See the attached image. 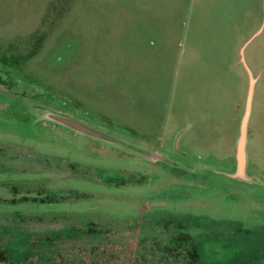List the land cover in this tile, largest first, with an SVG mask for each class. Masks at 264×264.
Returning <instances> with one entry per match:
<instances>
[{
  "label": "rangeland",
  "instance_id": "rangeland-1",
  "mask_svg": "<svg viewBox=\"0 0 264 264\" xmlns=\"http://www.w3.org/2000/svg\"><path fill=\"white\" fill-rule=\"evenodd\" d=\"M246 1L0 0V264H264V0Z\"/></svg>",
  "mask_w": 264,
  "mask_h": 264
},
{
  "label": "crops",
  "instance_id": "crops-1",
  "mask_svg": "<svg viewBox=\"0 0 264 264\" xmlns=\"http://www.w3.org/2000/svg\"><path fill=\"white\" fill-rule=\"evenodd\" d=\"M215 0H177L174 4H168L167 0H164V2L159 6L160 8H162L165 12L167 13H176L177 15L183 13L184 11L187 12H198L199 14H203L206 13L208 11V9L210 8V6H214L213 2ZM222 2L224 0H221ZM235 0H226V2H232ZM239 1H243V4H245V2H247L246 0H239ZM253 1V0H251ZM254 2H256V0H254ZM190 3V8L187 7V4ZM222 6V5H221ZM221 6L219 7H215L217 11V15L219 14L220 10H221ZM187 8V10H186ZM245 10V8L243 9V11ZM230 17V12L227 8H225V12L223 15V18H228ZM264 28V27H263ZM262 28V30H263ZM261 29L257 30L256 33H259L260 31L262 32ZM242 60L244 61V58H242ZM247 70L249 72L250 75V87H249V91L251 90V97H250V102H249V110H248V118H247V124H246V137H245V144H244V154H245V160L247 163V152H246V144L247 142L250 140V134H249V127H248V120H249V116H250V112H251V103H252V95H253V89H254V85L257 84V82L259 80L262 79V75H263V70L262 69H257L255 73L252 72V70L247 66ZM249 94V92H248ZM247 99H248V95H247Z\"/></svg>",
  "mask_w": 264,
  "mask_h": 264
},
{
  "label": "water",
  "instance_id": "water-1",
  "mask_svg": "<svg viewBox=\"0 0 264 264\" xmlns=\"http://www.w3.org/2000/svg\"><path fill=\"white\" fill-rule=\"evenodd\" d=\"M250 97H251V90L249 91V94H248L247 108H246L243 122H242L241 137L240 139H238L239 144H238L237 152H238V157H239V168H238L239 174H242L244 172V164H245L244 144H245L246 124H247V118H248Z\"/></svg>",
  "mask_w": 264,
  "mask_h": 264
},
{
  "label": "trees",
  "instance_id": "trees-1",
  "mask_svg": "<svg viewBox=\"0 0 264 264\" xmlns=\"http://www.w3.org/2000/svg\"><path fill=\"white\" fill-rule=\"evenodd\" d=\"M189 255L193 258H197V253H196L195 249H193L192 253H190Z\"/></svg>",
  "mask_w": 264,
  "mask_h": 264
}]
</instances>
